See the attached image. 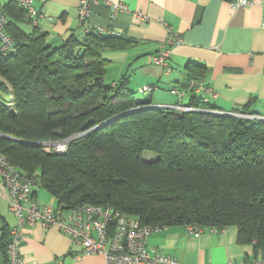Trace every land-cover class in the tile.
Masks as SVG:
<instances>
[{
	"label": "trees",
	"instance_id": "trees-1",
	"mask_svg": "<svg viewBox=\"0 0 264 264\" xmlns=\"http://www.w3.org/2000/svg\"><path fill=\"white\" fill-rule=\"evenodd\" d=\"M0 11L12 40V50L0 53V154L55 201L39 203L33 187L37 203L59 211L109 207L159 231H187L188 224L233 228L236 243L254 255L248 259H264V115L248 103L232 112L254 117L211 112L222 110L193 93L204 67L193 61L183 70L190 86L186 105L139 99L126 76L114 84L104 79L103 52L128 48L133 40L92 27L54 44L40 30L37 13L34 22L15 0ZM70 137L62 152L44 144ZM144 152L156 159L144 160ZM8 237L5 225V264Z\"/></svg>",
	"mask_w": 264,
	"mask_h": 264
},
{
	"label": "crops",
	"instance_id": "crops-1",
	"mask_svg": "<svg viewBox=\"0 0 264 264\" xmlns=\"http://www.w3.org/2000/svg\"><path fill=\"white\" fill-rule=\"evenodd\" d=\"M8 1L0 2V7ZM78 1L34 2L37 24L46 34V40L61 44L72 35L80 36ZM112 1L124 4L127 10L112 16L104 2L92 4L94 27L121 33L134 43L125 49L103 52L108 60L104 73L106 81L114 84L126 76V86L130 90L155 85L150 93L144 92L147 95L139 99L150 95L157 105H186L190 86L183 70L187 61H193L204 66L199 71L200 85L208 89V93L195 90L193 93L201 94L204 101L225 112L248 103L250 111L264 115V0H249L248 5L238 8H233L237 0ZM137 12L143 14V19L136 15ZM166 27L179 34V44L165 45ZM166 48L169 49L168 69L153 61L157 52ZM171 88L179 90L180 96L171 92ZM38 196L36 191L39 203L54 204L51 199L42 201ZM16 223L6 201L0 198V230ZM179 227L182 229L168 227L149 235L148 247L170 255L179 264H222L233 259L236 243L233 228L222 229L220 236L204 228L196 237L183 226ZM224 242L225 258L217 248ZM19 252L22 261L18 264H105L101 254H81L80 244L72 242L66 233L55 226L44 227L39 223L23 230ZM0 264H5L1 246Z\"/></svg>",
	"mask_w": 264,
	"mask_h": 264
},
{
	"label": "built area",
	"instance_id": "built-area-1",
	"mask_svg": "<svg viewBox=\"0 0 264 264\" xmlns=\"http://www.w3.org/2000/svg\"><path fill=\"white\" fill-rule=\"evenodd\" d=\"M15 1L26 10L27 16L34 19L37 13L34 2H44L45 0ZM99 1L108 6L112 16H117L119 12L127 10L124 4L112 0H79L78 18L81 34H86L94 27L91 21V5ZM249 3V0H237L233 4V8L243 7ZM136 15L140 19L144 17L141 12H137ZM6 22V17L0 11V53L4 55L12 50V40L5 32ZM34 22H36L35 19ZM159 22L162 25L164 24L162 20H159ZM96 29L99 32L119 34L101 27H96ZM166 29L165 44L169 46L179 44L181 42L179 34L172 32L168 27ZM168 54L169 49L166 48L154 56L153 61L168 69ZM193 87L197 92L208 93V89L200 84H193ZM152 88L150 85H144L139 88V91H150ZM175 108L190 109L183 106H176ZM211 111L222 113V111ZM228 113L232 114L234 112ZM236 115L251 116V114L243 113H236ZM251 117H254V115ZM44 144L52 146L55 151L62 152L66 149L67 140L45 142ZM35 183L36 179L33 176L20 173L0 154V198L6 201L9 211L17 221L14 226L9 228V237L5 247L8 264H18L22 261L19 247L23 230L27 226L31 227L37 223L44 227L56 226L62 232L70 235L72 242L81 245V254L99 253L103 256L105 264H179L173 257L161 253L154 247L146 246L148 235L159 231L158 227H151L140 224L137 220L126 219L119 216L111 208L100 205L81 204L68 211H59L52 205H41L31 195V189ZM109 223L115 225L116 228L113 231L109 230ZM187 231L197 237L202 229L194 224H188ZM225 264H264V259H247Z\"/></svg>",
	"mask_w": 264,
	"mask_h": 264
},
{
	"label": "rangeland",
	"instance_id": "rangeland-1",
	"mask_svg": "<svg viewBox=\"0 0 264 264\" xmlns=\"http://www.w3.org/2000/svg\"><path fill=\"white\" fill-rule=\"evenodd\" d=\"M3 1H6V0H0V2L2 3ZM121 79L122 78H120L119 80H118V82H120L121 81ZM105 82L106 83H110V82H108V81H106L105 80ZM135 92H136V96L137 97H143L144 95H147V93H142V92H139V90H137V88H135V89H133ZM167 92V91H166ZM167 93H169V92H167ZM178 99V98H177ZM180 99H181V97H180ZM183 100H184V97L182 98ZM183 103H185V102H183ZM7 104H10V102L9 103H7ZM206 111H210V110H206ZM211 112H213V111H211ZM220 114H225V113H220ZM239 114V113H238ZM229 115H230V113H229ZM231 115H236V113L234 114V113H232ZM72 137H70V138H64V139H60V140H56V141H60V142H62V141H66L67 139H71ZM55 141V142H56ZM68 141V140H67ZM44 142H42V143H40V144H43ZM67 146V145H66ZM143 158H144V160H146V161H151V160H155L156 159V155L155 154H153V153H151V152H144L143 153ZM35 189H37L38 190V193H39V199L40 200H42V201H46L45 200V198H49V199H51V202L53 201V203H55V201H54V199H53V197L49 194V193H47L44 189H42L37 183L33 186ZM39 200V201H40ZM172 228H174V229H176V230H178V229H182V227H179V226H172ZM227 229H229V230H232V228H227ZM205 231H207V232H209L210 234H214L215 233V235H218V236H220V234H223V231H221L220 229H218V230H216L215 232L213 231V228L211 229H207L206 228V230ZM184 233H185V231H184ZM182 234V233H181ZM225 242L222 244V245H220V246H217V248L218 249H220V251L219 252H222L223 253V257L225 258L226 257V255H225V253H226V250H225ZM217 245V242L213 245V246H216ZM233 250H235L234 252H233V259H231V260H225L222 264H225V263H227V262H240V261H243L244 259H248V258H253L254 257V255L252 254V252H250L249 250H246L243 246H241V245H239V244H237V243H235V245H234V249ZM207 260H208V258H207Z\"/></svg>",
	"mask_w": 264,
	"mask_h": 264
},
{
	"label": "water",
	"instance_id": "water-1",
	"mask_svg": "<svg viewBox=\"0 0 264 264\" xmlns=\"http://www.w3.org/2000/svg\"><path fill=\"white\" fill-rule=\"evenodd\" d=\"M222 113H225V114H229L228 112H222ZM231 115V114H230ZM252 116V115H251ZM5 136V135H3ZM5 137H8V136H5ZM36 144H40V143H36ZM41 145V144H40Z\"/></svg>",
	"mask_w": 264,
	"mask_h": 264
}]
</instances>
